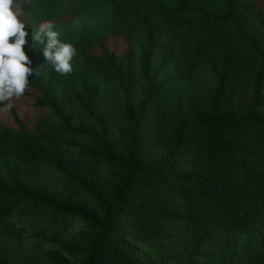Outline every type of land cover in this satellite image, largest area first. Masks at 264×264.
<instances>
[{
	"label": "trees",
	"instance_id": "1",
	"mask_svg": "<svg viewBox=\"0 0 264 264\" xmlns=\"http://www.w3.org/2000/svg\"><path fill=\"white\" fill-rule=\"evenodd\" d=\"M113 2L116 13H126L144 35L138 59L145 82L142 96L136 102L128 95L124 100V125L117 141L108 136L106 120L91 98L84 99L76 91L74 97L97 125L71 120L55 94V73L42 76L43 45L28 40L24 46L31 67L40 73L28 77V88L38 91L34 104L49 109L60 130L93 139L90 146L73 143L80 153L106 162L112 179L102 182L91 165L65 155L55 145V134L47 124L38 122L36 131L27 130L13 106L9 112L18 128H0V154L24 161H51L95 206L28 184L15 171L7 179L0 167V220L6 221L20 202L25 209L47 208L56 218L76 217L83 224L72 240H60L62 249L80 264H155L129 235L133 223L145 240H155L161 238L167 222H183L198 245L211 230L248 227L264 212V45L243 29L237 0H215L213 6L197 0ZM158 20L180 22L187 33L199 35L197 52L216 58L209 59L216 80L208 105L192 104L190 114L180 112L166 132L160 124L167 81L157 74L170 45L160 65L150 67ZM93 42L101 53L89 50ZM73 44L84 70L90 67L106 73L129 92L133 76L130 45L123 66L101 36H84ZM80 79L89 92L87 78ZM47 258L50 264H68V257L56 250L48 251ZM223 263L219 259L193 264ZM0 264L9 263L0 256Z\"/></svg>",
	"mask_w": 264,
	"mask_h": 264
},
{
	"label": "rangeland",
	"instance_id": "2",
	"mask_svg": "<svg viewBox=\"0 0 264 264\" xmlns=\"http://www.w3.org/2000/svg\"><path fill=\"white\" fill-rule=\"evenodd\" d=\"M197 2L206 6L215 4V0ZM237 4L243 29L264 45V0H237ZM21 10L26 18V31L31 43H36L32 39L33 29L47 21L55 24L60 39L67 43L73 44L84 36H101L123 66L130 45L133 76L128 93L106 73L91 71L90 67L84 70L77 50L72 60L71 74L61 75L46 62L42 69L44 79L51 71L55 73V94L74 123L97 125L74 97L73 91H76L84 99L91 98L97 112L106 120L108 136L112 141H117L120 127L124 125L123 102L127 95L136 102L142 96L145 83L138 67L140 44L144 40L142 28L124 15L126 13H116L113 0H25ZM156 33L157 47L150 61L151 69L160 65L165 47H171L157 74L158 78L165 77L167 81L160 124V130L166 132L180 112L190 114L192 104L208 105L209 94L216 80L210 70L209 59L216 61V58L197 52L199 35L187 33L178 21L158 20ZM89 50L101 53V48L94 42ZM82 76L87 78L89 92L80 82ZM37 94V90L27 88L22 97L13 101L24 127L36 131L38 122L47 124L55 134V145L65 155L77 157L81 164L91 165L94 175L102 182L112 179L113 174L106 162L80 153L79 147L74 144L90 146L94 144L93 139L60 130L57 117L46 107L34 104ZM1 127L17 130L18 124L9 111H0ZM185 161L182 159V162ZM0 167L7 179L15 171L28 184L46 189L63 199L85 201L95 206L94 201L79 193L49 160L24 161L10 154H0ZM82 226L76 217L56 218L47 208L25 209L24 202H20L6 221L0 220V256L9 264H50L48 251L56 250L68 257V264H80L78 258L67 255L60 240H72ZM129 235L135 239L139 251L155 264H193L197 260L210 263L219 259L224 261L223 264H264V212L248 227L213 229L198 245H195L196 237L180 221L167 222L163 235L155 240H145L135 223L130 226Z\"/></svg>",
	"mask_w": 264,
	"mask_h": 264
},
{
	"label": "clouds",
	"instance_id": "3",
	"mask_svg": "<svg viewBox=\"0 0 264 264\" xmlns=\"http://www.w3.org/2000/svg\"><path fill=\"white\" fill-rule=\"evenodd\" d=\"M23 0H0V111H10L14 99L23 96L29 86V76H39L31 67L32 61L24 46L29 32L26 18L21 10ZM32 39L43 45L46 63L61 75L73 71L72 60L76 56L73 44L60 39V32L52 22H42L32 31Z\"/></svg>",
	"mask_w": 264,
	"mask_h": 264
}]
</instances>
